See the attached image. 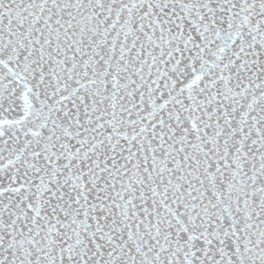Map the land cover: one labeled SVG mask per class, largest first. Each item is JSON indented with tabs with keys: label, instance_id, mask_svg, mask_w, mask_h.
Instances as JSON below:
<instances>
[{
	"label": "snow or ice",
	"instance_id": "1",
	"mask_svg": "<svg viewBox=\"0 0 264 264\" xmlns=\"http://www.w3.org/2000/svg\"><path fill=\"white\" fill-rule=\"evenodd\" d=\"M0 264H264V0H0Z\"/></svg>",
	"mask_w": 264,
	"mask_h": 264
}]
</instances>
